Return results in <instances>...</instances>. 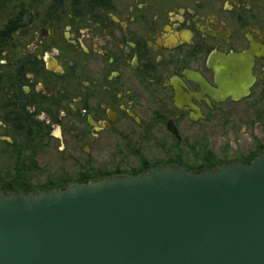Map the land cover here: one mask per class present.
<instances>
[{
	"label": "flooded vegetation",
	"instance_id": "flooded-vegetation-1",
	"mask_svg": "<svg viewBox=\"0 0 264 264\" xmlns=\"http://www.w3.org/2000/svg\"><path fill=\"white\" fill-rule=\"evenodd\" d=\"M3 1L0 194L264 154V0ZM251 47L248 95L218 101L209 58ZM240 115L252 148L219 164L213 134Z\"/></svg>",
	"mask_w": 264,
	"mask_h": 264
},
{
	"label": "water",
	"instance_id": "water-1",
	"mask_svg": "<svg viewBox=\"0 0 264 264\" xmlns=\"http://www.w3.org/2000/svg\"><path fill=\"white\" fill-rule=\"evenodd\" d=\"M254 56L209 58L218 101L248 95ZM0 264H264V154L199 174L165 167L0 194Z\"/></svg>",
	"mask_w": 264,
	"mask_h": 264
},
{
	"label": "rangeland",
	"instance_id": "rangeland-1",
	"mask_svg": "<svg viewBox=\"0 0 264 264\" xmlns=\"http://www.w3.org/2000/svg\"><path fill=\"white\" fill-rule=\"evenodd\" d=\"M161 1V0H159ZM181 1V0H180ZM185 2L192 1V0H182ZM245 108V105H242L239 107V111ZM240 117L233 118V120H230L225 118L222 123H220L218 129L216 132H214L211 149L214 155L217 158V163H233L236 162L235 159H238L239 157L245 156L248 154L250 149L252 148L251 143L249 141V138L244 136L242 133V128H237L236 121L242 120V115ZM227 121V122H226ZM233 124V125H232ZM61 156L58 155V161H60ZM50 157H47V160H43V169L46 167L44 166V163L47 161L50 163L48 167L53 170V162L51 161ZM49 160V161H48ZM48 170V168H47Z\"/></svg>",
	"mask_w": 264,
	"mask_h": 264
},
{
	"label": "trees",
	"instance_id": "trees-1",
	"mask_svg": "<svg viewBox=\"0 0 264 264\" xmlns=\"http://www.w3.org/2000/svg\"><path fill=\"white\" fill-rule=\"evenodd\" d=\"M53 1H54L53 3L56 4V6H60L62 0H53ZM3 4H4V1L0 0V9Z\"/></svg>",
	"mask_w": 264,
	"mask_h": 264
}]
</instances>
